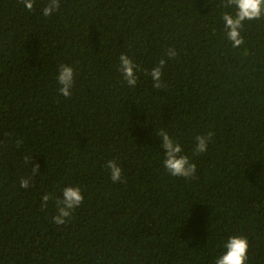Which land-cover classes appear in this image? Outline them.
I'll use <instances>...</instances> for the list:
<instances>
[{"label": "trees", "instance_id": "trees-1", "mask_svg": "<svg viewBox=\"0 0 264 264\" xmlns=\"http://www.w3.org/2000/svg\"><path fill=\"white\" fill-rule=\"evenodd\" d=\"M43 2L29 14L0 0V264H215L233 235L249 241L247 264H264V20L245 22L233 49L222 0H62L50 19ZM169 47L178 58L154 89L143 70ZM124 53L142 69L135 88L118 71ZM60 63L76 71L70 98ZM161 130L194 179L167 173ZM76 186L84 203L57 226L41 197Z\"/></svg>", "mask_w": 264, "mask_h": 264}, {"label": "clouds", "instance_id": "clouds-1", "mask_svg": "<svg viewBox=\"0 0 264 264\" xmlns=\"http://www.w3.org/2000/svg\"><path fill=\"white\" fill-rule=\"evenodd\" d=\"M22 5L24 11L32 14L37 11V0H18ZM223 9L234 8L235 14L224 11L221 14V19L224 22V32L227 40L233 49H239L244 43L242 35L245 22L264 20V0H222L218 5ZM62 8V0H44L39 7V12L44 19L59 14ZM178 51L174 47H169L164 57H162L158 65L153 67L150 71L143 70L144 74L150 76L152 79V87L154 89L166 88L164 82V72L167 64L171 60L178 58ZM119 65L118 71L123 77V81L128 87L135 88L138 84V73L142 71L140 66L126 53L120 54L118 57ZM56 81L59 85L58 94L64 98L72 96V89L75 84L76 71L75 68L69 64L60 63L57 66ZM162 143L160 147L164 152V159L162 161L163 167L169 175L177 178L194 179L197 173V165L190 161L187 155H183V149L180 143L174 140L167 131L161 130L157 133ZM215 132L209 131L204 135L196 136V147L194 155L204 154L208 151V145L213 141ZM22 141L17 139L16 145L20 146ZM31 159V158H30ZM28 160V163L30 161ZM106 169L110 171V180L113 183H123V170L118 166L114 160H108L105 165ZM39 165L33 169V173H38ZM22 179L20 186L27 189L31 186L29 180ZM55 200L56 215L53 222L57 226H66L71 222L73 212L84 203V196L79 186L66 187L62 191L60 198H54L51 194H45L41 197V207L47 208L50 200ZM226 251L215 260V264H247L249 260V241L246 236L233 235L229 237L227 243L224 245Z\"/></svg>", "mask_w": 264, "mask_h": 264}]
</instances>
